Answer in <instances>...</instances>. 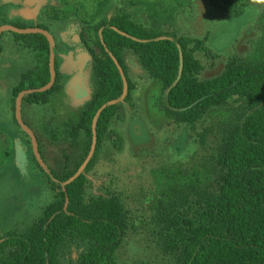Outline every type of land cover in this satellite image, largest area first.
<instances>
[{
  "label": "trees",
  "instance_id": "obj_1",
  "mask_svg": "<svg viewBox=\"0 0 264 264\" xmlns=\"http://www.w3.org/2000/svg\"><path fill=\"white\" fill-rule=\"evenodd\" d=\"M246 6L240 0L221 12L236 16ZM46 20L13 26L48 32ZM11 34L12 41L32 50L35 58L34 66L12 87L13 99L33 90L22 101L47 105L62 90L54 59L55 80L49 89L38 91L50 83L47 39L39 33ZM2 38L3 33L0 50ZM206 39L156 33L126 14L98 24L96 46L102 57H92L90 100L64 122L71 144L83 137L79 159L61 172L43 169L34 159L54 200L25 231L0 236V264H64L61 257L70 247L78 251L72 264H119L116 252L130 225L126 211L115 195L88 196L86 170L75 174L93 135L95 150L105 140L124 85V100L134 90L128 57L159 83L165 116L186 131L199 155L196 167L189 169L193 179L169 185L161 194L165 199L158 202L153 217L156 255L162 264H264V58L249 60L232 53L220 72L201 78L204 66L197 54L218 57L205 45ZM219 112L227 116H212ZM208 116L214 120L198 131Z\"/></svg>",
  "mask_w": 264,
  "mask_h": 264
},
{
  "label": "rangeland",
  "instance_id": "obj_2",
  "mask_svg": "<svg viewBox=\"0 0 264 264\" xmlns=\"http://www.w3.org/2000/svg\"><path fill=\"white\" fill-rule=\"evenodd\" d=\"M239 3L240 0H213V5L208 0H0V24L32 26L47 19L45 24L53 38L61 92L52 96L47 105L20 103L21 121L35 138L41 162L61 172L65 167L71 169L79 159L83 137L79 135L76 143L71 144L66 139L64 122L82 111L90 100L92 57H102L96 46L98 24L126 14L156 33L207 36L205 45L218 55L212 59L203 52L197 54L204 66L201 78H207L220 72L232 53L249 60L264 58V0H244L247 6L236 16L221 12ZM71 26L77 27L76 33ZM12 39L10 32H3L0 236L25 231L54 200L53 191L29 149L30 138L15 119L16 98L12 97V87L18 84L21 74L34 66L35 58L32 50L23 48L26 53L22 52ZM75 51L70 66L65 57ZM128 64L134 90L127 100L125 94L120 101L105 140L83 170L88 181L85 189L88 196H117L126 211L130 225L116 252L119 264H162L163 260L156 255L153 234L156 206L165 199L161 194L167 186L193 179L189 169L196 167L199 155L196 143L190 136L187 138L186 131L165 116L159 83L129 57ZM71 68L73 72H67ZM212 116L221 118L227 114L219 112ZM213 117L208 116L197 130L211 123ZM18 138L26 140L25 152L17 148ZM179 169L185 173L177 172ZM77 252L70 247L62 255V263L72 264Z\"/></svg>",
  "mask_w": 264,
  "mask_h": 264
},
{
  "label": "water",
  "instance_id": "obj_3",
  "mask_svg": "<svg viewBox=\"0 0 264 264\" xmlns=\"http://www.w3.org/2000/svg\"><path fill=\"white\" fill-rule=\"evenodd\" d=\"M5 31L11 32V33H15V34H34V33H39V34L43 35L47 39V42H48V45H49L50 83L47 86H45L43 88H40L38 91H45V90L49 89L52 86V84H53V82L55 80V71H54V42H53L52 36L47 31L42 30L40 28L33 27V28L20 29V28H17L15 26H12V25H1L0 26V35L3 32H5ZM108 56L112 58V56L110 54ZM113 61L115 62V60H113ZM115 65L120 70V67L117 64V62H115ZM31 92H33V90H26V91H23V92H21V93H19L17 95L16 100H15V119H16L17 123L19 124V126L21 127V129L24 132H26L27 135L29 136L30 143H31V150H32V153L34 155V158L36 159V161L39 164V166H41L44 169L45 168L44 167L45 165L41 162V160L39 158V155L37 153V146H36L35 138H34L33 134L30 132V130L23 124V122L21 121V118H20V103L22 101V97H23V95L28 94V93H31ZM125 94H126V85H124V91H123L122 98L125 96ZM95 144H96V140H95V136L93 135L92 143H91L89 152H88L85 160L83 161L82 165L79 167V169H78L77 173L75 174V176L83 172L85 166L87 165L88 161L90 160L91 156L94 153ZM66 206H67V199H65L64 209L66 208Z\"/></svg>",
  "mask_w": 264,
  "mask_h": 264
},
{
  "label": "crops",
  "instance_id": "obj_4",
  "mask_svg": "<svg viewBox=\"0 0 264 264\" xmlns=\"http://www.w3.org/2000/svg\"><path fill=\"white\" fill-rule=\"evenodd\" d=\"M40 8H41V6H40ZM71 28V31L73 32V33H76L75 32V30H77V27H70ZM76 51L75 52H73V53H70L69 55H67L65 58H66V60H68V62H69V65L71 66V63H72V58L76 55ZM73 67L74 68H76L77 69V67H75L74 65H73ZM69 70V69H68ZM67 72H69V73H72L73 72V70H72V68H71V71L69 70V71H67ZM18 140H19V143H18V149H20L21 151H23V152H25L26 151V149H27V144H26V140L25 139H22V138H18ZM29 149L31 150V147L29 146Z\"/></svg>",
  "mask_w": 264,
  "mask_h": 264
}]
</instances>
